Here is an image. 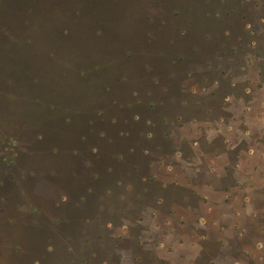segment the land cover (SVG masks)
Listing matches in <instances>:
<instances>
[{"label": "rangeland", "instance_id": "rangeland-1", "mask_svg": "<svg viewBox=\"0 0 264 264\" xmlns=\"http://www.w3.org/2000/svg\"><path fill=\"white\" fill-rule=\"evenodd\" d=\"M246 2L0 0V264H107L123 224L136 262L152 256L159 238L147 231L149 215L168 206L147 196L139 220L135 166L151 159L146 148H165L164 129L146 137L147 122L177 120L179 85L227 75L245 84L249 66L235 45L251 53L252 40L264 44V0ZM260 56L264 65L262 49ZM200 233L183 231L187 245L170 255L174 264H210L218 247ZM254 253L240 255L242 264H264V251Z\"/></svg>", "mask_w": 264, "mask_h": 264}, {"label": "crops", "instance_id": "crops-1", "mask_svg": "<svg viewBox=\"0 0 264 264\" xmlns=\"http://www.w3.org/2000/svg\"><path fill=\"white\" fill-rule=\"evenodd\" d=\"M250 61L242 76L245 85L233 89L237 93L220 94L215 83L199 88L183 86L185 104L180 119L168 125L162 120V127L154 123L155 132L146 137H159V130L164 129L165 148L149 154L145 151L151 159L140 164L139 178H151L163 189L171 187L178 193H167L157 201L166 203L169 213L156 208V213L149 215L152 222L147 231L152 238H159L150 258L136 262L132 236L124 234L123 224V234L110 238L111 260L105 263L159 264L168 260L174 264L170 255L181 248L180 244L187 245L180 240L183 231L197 229L201 230L198 238L218 247L210 264H242L240 255L264 251V226L259 224L264 206L258 208L254 196L258 190L264 196V81L259 77L258 60ZM195 95L203 97L202 111ZM146 210L139 220L144 219ZM248 237L253 241L246 242ZM192 244L196 245L195 239ZM203 250L206 247L195 248L192 258ZM190 260L185 264H191Z\"/></svg>", "mask_w": 264, "mask_h": 264}, {"label": "trees", "instance_id": "trees-1", "mask_svg": "<svg viewBox=\"0 0 264 264\" xmlns=\"http://www.w3.org/2000/svg\"><path fill=\"white\" fill-rule=\"evenodd\" d=\"M249 3H251V5L253 6V7H257V6H259V4L258 3H256V2H249ZM243 4H245V6L246 5H248V2H246V0H240V5H243ZM234 9H236V8H232V9H230L228 12H227V16L228 17H231V15L233 14L232 13V11H235ZM246 24H248V23H242V25H243V27L244 26H246ZM229 34L230 33V30L229 29H225V34ZM229 37V36H228ZM240 38V37H239ZM229 39V38H228ZM242 39V38H241ZM244 40V39H243ZM246 43H248V41L247 40H244ZM253 45V52H251L250 53V51L247 49V47H243L242 46V43H239V42H237V45H235V49L236 50H241L240 52L242 53V55H241V57L243 56V59L245 60V64H241V66H242V68L243 69H245L246 70V67L248 66V64H249V60L250 59H256V60H258L257 61V63H258V67H259V77H260V80L261 81H264V70H263V63H262V61H261V56H260V53H261V49L262 50H264V44L262 45L261 44V42H258V43H256L255 42V40H252V42L251 43H248V46L249 45ZM238 47V48H237ZM226 49L228 50V52H231V47H230V45H228L227 47H226ZM180 57V56H179ZM182 58H184V56H182L181 58H179V59H182ZM229 58H231V56L229 57L228 55H226V60H229ZM245 72V71H244ZM244 72H243V74H244ZM172 74H174V73H172ZM222 74H225V72H223ZM233 72L232 73H229V76H233ZM242 74V75H243ZM190 75V72L188 71V70H186L185 71V73H184V75H183V77L181 78V80H179V84H181V82L182 81H184L188 76ZM241 74H239V73H237L235 76H240ZM228 79V75L226 76V77H222L221 76V79H219V80H214V82H212V84H214L215 83V85L218 87V88H216V92H218V93H220V94H228V93H237V92H235L233 89H242L243 88V86L245 85V84H243L241 87H239L238 85H237V81H229V80H227ZM227 80V81H226ZM224 82H229V84H227V86H225L224 85ZM239 82V81H238ZM237 85V86H236ZM182 89H183V86L181 85H179V91H180V93L179 94H181V98H180V100H179V102H178V97H174V99L176 100V105H177V111H176V115H175V117H181L182 115H183V109H184V104H185V95H184V93H183V91H182ZM172 102H173V98H172V100H171ZM199 103H200V100H197ZM148 124H149V128H148V131L146 132V136L148 135V134H153V132H155V128H154V122H151V120H149L148 122H147ZM164 136V135H163ZM163 136H161V137H163ZM158 137V136H157ZM131 150H132V148H130ZM147 150V148L145 149V151ZM146 157V156H145ZM145 161L146 160H148L147 158H145L144 159ZM139 166H140V163L139 164H136V168H137V173L136 174H138V184H139V187H138V190L136 191V193H135V195L136 196H138L139 197V199L141 200V202H142V204H141V207H140V210H145V209H147L148 208V204H146V201L143 203V201L145 200V198L147 197V196H155L154 197V203H155V206L157 207L158 205H161V204H164V205H166V206H168L166 203H163V202H161L160 204H158L157 203V201L159 200V199H161L165 194H169V193H172V192H174V193H178V190H175V189H173V188H171V187H167L166 189L164 188H162L161 186H160V184L158 183V182H156V181H154V180H152L151 178H147V179H144V180H142L141 178H139V171H138V168H139ZM140 179L142 180V184H143V186L141 187V184H140ZM150 184H154L155 185V187H154V189H152L153 191H150L149 192V188H148V186L147 185H149V186H151ZM140 187H141V189H140ZM146 192H148V193H146ZM164 198V197H163ZM168 211L166 212V213H169L170 212V209H169V207H168V209H167Z\"/></svg>", "mask_w": 264, "mask_h": 264}]
</instances>
